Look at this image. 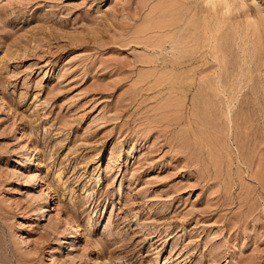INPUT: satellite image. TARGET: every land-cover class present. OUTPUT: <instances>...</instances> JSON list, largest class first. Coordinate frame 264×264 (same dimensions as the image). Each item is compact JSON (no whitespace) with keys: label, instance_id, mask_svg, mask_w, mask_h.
<instances>
[{"label":"rangeland","instance_id":"rangeland-1","mask_svg":"<svg viewBox=\"0 0 264 264\" xmlns=\"http://www.w3.org/2000/svg\"><path fill=\"white\" fill-rule=\"evenodd\" d=\"M0 264H264V0H0Z\"/></svg>","mask_w":264,"mask_h":264},{"label":"bare ground","instance_id":"bare-ground-1","mask_svg":"<svg viewBox=\"0 0 264 264\" xmlns=\"http://www.w3.org/2000/svg\"><path fill=\"white\" fill-rule=\"evenodd\" d=\"M26 145H27V144H26ZM29 147H30V146H29ZM27 148H28V147H27ZM29 152H30V151H29ZM29 156H30V155H29ZM30 157H32V156H30ZM28 158H29V157H28ZM28 158H27V159H28ZM31 160H32V159H31ZM31 160H30V161H31ZM34 161H35V160H34ZM40 182H41V181H40ZM42 208L45 209V207H42ZM46 211H47V210H46ZM43 214H44V212H43ZM44 216H45V215H44ZM44 216H43V217H44ZM56 253H57V251H56Z\"/></svg>","mask_w":264,"mask_h":264}]
</instances>
